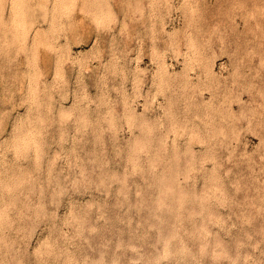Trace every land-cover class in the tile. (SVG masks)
I'll list each match as a JSON object with an SVG mask.
<instances>
[{"label": "rangeland", "instance_id": "374dc122", "mask_svg": "<svg viewBox=\"0 0 264 264\" xmlns=\"http://www.w3.org/2000/svg\"><path fill=\"white\" fill-rule=\"evenodd\" d=\"M0 30V264H264V0H0Z\"/></svg>", "mask_w": 264, "mask_h": 264}, {"label": "bare ground", "instance_id": "6f19581e", "mask_svg": "<svg viewBox=\"0 0 264 264\" xmlns=\"http://www.w3.org/2000/svg\"><path fill=\"white\" fill-rule=\"evenodd\" d=\"M16 3V2H15ZM39 11H40V9H39ZM14 13V12H13ZM26 14V13H25ZM12 17V16H11ZM31 17V16H30ZM33 17H34V14H33ZM33 17H31V19L33 18ZM2 18V17H1ZM17 19V18H16ZM11 20V19H10ZM14 21V20H13ZM22 21V20H21ZM14 23V22H13ZM24 23V22H23ZM33 23V22H32ZM6 26V25H5ZM11 26V25H10ZM14 26V25H13ZM18 26V25H17ZM30 26V25H29ZM9 28V27H8ZM10 29V28H9ZM19 29V28H18ZM23 29V28H22ZM21 29V30H22ZM1 31V30H0ZM17 38V37H16ZM17 39H19V38H17ZM13 41V40H12ZM23 42V41H22ZM20 43V42H19ZM12 44V43H11ZM14 45V44H13ZM21 45V44H20ZM18 46V45H17ZM15 49V48H14ZM14 52H15V50H14ZM10 53V52H9ZM31 59V58H30ZM30 61V60H29ZM32 63V62H31ZM33 64V63H32Z\"/></svg>", "mask_w": 264, "mask_h": 264}]
</instances>
